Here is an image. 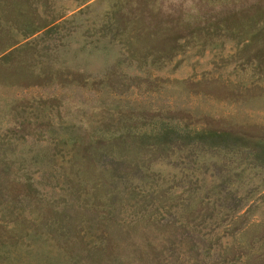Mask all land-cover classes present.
I'll return each instance as SVG.
<instances>
[{
    "label": "rangeland",
    "instance_id": "374dc122",
    "mask_svg": "<svg viewBox=\"0 0 264 264\" xmlns=\"http://www.w3.org/2000/svg\"><path fill=\"white\" fill-rule=\"evenodd\" d=\"M118 1L126 2L0 0V219L5 204L20 211L27 197L56 206L68 197L81 227L94 221L92 206L107 217L105 227L88 237L101 244L97 264H192L185 250L174 253L158 244L154 230L138 221L144 209L137 205L162 189L211 204L207 190L228 177L223 186L233 197L221 203L235 205V212L199 228L203 253L215 258L229 243L233 220L236 234L264 220V162L245 158L251 142H264V56L242 50L245 41L221 37L206 46L178 38L182 46L166 56L165 35L187 5L154 0L151 18L122 31L110 16ZM129 4L136 6V0ZM141 109L180 122V133L211 126L234 129L246 140L233 151L209 148L187 156L175 150L151 157L147 142L159 125L146 124L148 116L137 114ZM119 110H131L140 123L105 129ZM126 130L130 137L123 136ZM102 135L113 156L100 152L103 145L95 138ZM123 161L138 165L122 168ZM116 170L125 176L118 179ZM12 179L30 182L29 191L14 185L10 192ZM68 182L79 187L75 195L66 190ZM21 217L36 215L25 208ZM157 217L159 223L170 218ZM99 237L105 239L99 243ZM0 264H35V257L22 249L17 260Z\"/></svg>",
    "mask_w": 264,
    "mask_h": 264
},
{
    "label": "trees",
    "instance_id": "16d2710c",
    "mask_svg": "<svg viewBox=\"0 0 264 264\" xmlns=\"http://www.w3.org/2000/svg\"><path fill=\"white\" fill-rule=\"evenodd\" d=\"M153 1L136 0V6L130 5L129 0H126L125 3L118 1L110 16L122 31L135 29L146 16L147 18L152 17L153 10L150 8L149 11L148 9ZM176 1L178 4L187 6L186 10L180 13L176 28L171 29L170 33L165 35L162 50L166 56L182 46V43L177 41L178 38L183 39L186 43L199 41L201 46H206L218 37L232 38L237 42L245 41L242 50L248 51L249 55L252 52L254 56H264V0H223L211 4L207 0ZM193 6H198L195 11H191ZM118 114L116 122H104L105 129L110 130L109 128H117L120 125L129 129L140 123L138 118L133 119L131 110H119ZM137 114L140 117L147 115L144 109L139 110ZM161 118L160 113L151 114L147 119L143 118L146 124L158 123L159 125L158 130L149 136L151 140L147 142L151 157L161 153L175 154V150L180 151V155L185 154L187 156L209 148L218 152L233 151L238 144L237 141L246 140L235 133L234 129L211 126L194 132L193 135L180 133L178 132L180 122L172 121L171 118H168L171 122L161 121ZM123 136L130 137L129 130H126ZM108 139V136L105 135L95 138L96 143L103 145L100 152L112 155L110 154L111 144L107 142ZM259 140L264 141V139ZM246 157H251L249 160L251 164L259 163L261 165L264 162V142H251L250 150L245 154ZM131 163L123 161L122 164L120 162V166L128 169L138 165L137 161ZM124 174L126 173L114 171V175L118 179ZM225 179L227 181L228 177ZM224 180L221 181V187L219 186L218 189L212 187L207 190L208 193H212L213 203L211 204L202 205L199 203L200 201L193 202L192 194L180 198L181 194L174 196L164 192L163 189L156 194H150L151 197L144 199V204L137 205L144 209L137 219L154 230L152 232L154 238L158 239V244L161 242L168 251L175 253L178 250H185L187 255L191 257L192 264H264V220L247 226L246 230H241L237 234L233 231L238 220H233L232 228L228 233L230 236L229 243L216 253L215 258H210L208 250L203 253L204 246L201 247V245L204 239L199 235V228L206 226L208 222L221 220L224 216L230 217L235 212V205L221 203L233 197V190L224 187ZM11 182L9 184L10 192L14 190V185L18 189L22 187L24 192H28L31 186L28 181L17 182L12 179ZM66 190L75 195L79 187L68 182ZM0 196L4 197L1 191ZM67 198L63 197L61 206H56L52 203L40 205L39 203L35 204V202L33 204L30 202L31 198L27 197L24 198L27 203L19 205L20 211L19 209L14 211L11 205L5 204L2 207V218L0 219V260L4 259L7 263L14 262L23 249L24 253L35 257V264H83L84 262L97 264L100 259L97 254H99L101 244H95L88 237L95 235L100 227H105L107 217L100 215L101 210L92 206L91 209L93 210H90L94 213V221L87 222L81 227L80 222L73 220L71 205L67 202ZM13 206L16 207L15 204ZM172 206H176L177 209L171 211ZM25 208L33 210L36 215L33 220L19 218L21 210ZM109 212L110 210L106 214ZM161 213L167 214L170 218L159 223L157 214L162 215ZM8 216L13 218L7 220L5 217ZM6 221H10V225ZM83 227H86L87 230L82 234ZM99 238V243L105 239ZM204 245L206 246L205 242ZM149 246L155 252L160 253V248ZM156 264L159 263L156 262Z\"/></svg>",
    "mask_w": 264,
    "mask_h": 264
}]
</instances>
